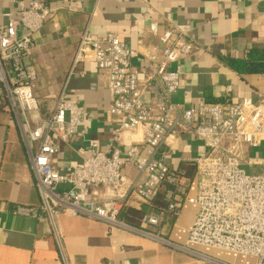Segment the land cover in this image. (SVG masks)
<instances>
[{
	"label": "built area",
	"instance_id": "built-area-1",
	"mask_svg": "<svg viewBox=\"0 0 264 264\" xmlns=\"http://www.w3.org/2000/svg\"><path fill=\"white\" fill-rule=\"evenodd\" d=\"M13 2L18 14L5 13L6 22L0 24V85L6 90L9 109L20 121L27 147L31 151V145H37L31 164L42 209L49 217L65 212L104 222L111 230L128 229L203 259H209L203 249H215L264 264V101H202L192 107L175 102L173 96L184 78L180 63L192 55L195 45L178 26L170 23L160 35L159 25L152 23L150 32L160 47L148 49L144 55L151 96L146 102L132 50L114 32L98 37L87 28L80 36L70 75L79 65L95 63L112 95L109 116L117 127L106 150L101 151L97 143L85 138V109L66 101L63 94L51 116L35 123L33 115L39 112L40 102L33 87L38 75L30 57L34 35L44 28L52 9L47 0L28 5ZM124 133H141L143 141L124 150ZM182 135L196 136L208 149L189 161L196 166L198 178L194 196L187 195L184 173L169 168L164 152ZM74 136L84 139L77 151L80 162L60 171L53 164L56 141L68 142ZM128 166L136 169L133 180L128 177ZM255 170L263 172L255 174ZM164 183L174 187L167 194L172 216H180L184 202L198 210L183 245L149 231L160 226L161 217L156 213L146 214L140 227L119 219L132 196L151 205ZM179 197L184 200H176ZM17 213L40 217V210L34 207H18Z\"/></svg>",
	"mask_w": 264,
	"mask_h": 264
},
{
	"label": "crops",
	"instance_id": "crops-1",
	"mask_svg": "<svg viewBox=\"0 0 264 264\" xmlns=\"http://www.w3.org/2000/svg\"><path fill=\"white\" fill-rule=\"evenodd\" d=\"M18 1L28 5L34 0ZM47 3L52 14L44 28L34 35L35 49L30 57L38 75L33 87L40 102L39 112L33 115L36 124L51 116L63 94L66 101L85 109L82 124L85 138L97 143L99 150L105 151L114 136L117 123L109 116L112 95L96 64L79 65L76 73L70 75L80 36L87 28L98 37L114 32L132 50L146 102L151 96L146 85L148 61L144 55L148 49L160 47L150 32L152 23L159 25L160 35L170 23L178 26L195 45L192 55L180 63L184 78L178 94L173 96L175 102L192 107L202 101L225 104L244 98L255 103L264 101V0H47ZM9 12L18 14L17 5L13 0H0V24L6 22L4 14ZM239 59L247 60L243 73L231 67L230 61ZM249 68L252 70H246ZM83 70L85 76L80 75ZM5 100L6 90L0 85V264H254L251 258L215 249H203L209 257L203 259L128 229L111 230L104 222L65 212L49 217L42 209L43 200L31 164L37 145L32 144L31 151L27 147L20 121ZM83 141L80 136L68 142L57 140L54 166L65 171L79 163L77 151ZM142 141L141 133H124L121 147L125 150ZM207 150L196 136L182 135L164 152L169 168L182 171L183 164L203 156ZM126 170L130 180L136 178L134 167L128 166ZM197 181L196 173L190 179L183 177L188 196L195 195ZM179 198L176 200H184ZM144 206L132 196L126 208L141 210ZM18 207L38 208L40 217L20 215ZM197 211L195 205L185 202L178 218L153 210L150 213L160 215L161 223L149 231L159 233L175 245H183Z\"/></svg>",
	"mask_w": 264,
	"mask_h": 264
},
{
	"label": "trees",
	"instance_id": "trees-1",
	"mask_svg": "<svg viewBox=\"0 0 264 264\" xmlns=\"http://www.w3.org/2000/svg\"><path fill=\"white\" fill-rule=\"evenodd\" d=\"M230 62L232 69H234L235 71L239 73H243V71H245L244 67H246L247 60L245 61L244 59H239V60H231ZM246 70L251 71L252 69L249 68ZM181 172L184 173V177L190 179L196 173V166L192 163H185L182 165ZM173 190L174 187L172 185H169L168 183L162 184L159 193L156 195L151 205H145L141 210H134L132 208L124 207L119 214V219L126 222L127 224L137 226L141 223L143 217L146 214L152 212L153 210L160 211L163 214L166 213V215L170 214L169 212L170 201L167 200L166 198V192H170ZM172 218L175 217L172 216Z\"/></svg>",
	"mask_w": 264,
	"mask_h": 264
},
{
	"label": "rangeland",
	"instance_id": "rangeland-1",
	"mask_svg": "<svg viewBox=\"0 0 264 264\" xmlns=\"http://www.w3.org/2000/svg\"><path fill=\"white\" fill-rule=\"evenodd\" d=\"M261 171L263 172V170H261ZM261 171H259V170H255L254 173H255V174H261Z\"/></svg>",
	"mask_w": 264,
	"mask_h": 264
}]
</instances>
